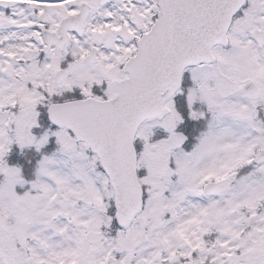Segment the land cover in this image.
<instances>
[{"label": "snow or ice", "instance_id": "1", "mask_svg": "<svg viewBox=\"0 0 264 264\" xmlns=\"http://www.w3.org/2000/svg\"><path fill=\"white\" fill-rule=\"evenodd\" d=\"M0 264H264V0H0Z\"/></svg>", "mask_w": 264, "mask_h": 264}]
</instances>
